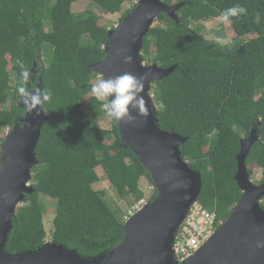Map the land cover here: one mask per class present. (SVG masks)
Masks as SVG:
<instances>
[{"label":"trees","instance_id":"1","mask_svg":"<svg viewBox=\"0 0 264 264\" xmlns=\"http://www.w3.org/2000/svg\"><path fill=\"white\" fill-rule=\"evenodd\" d=\"M75 1L0 0V105L10 101L0 111V134L25 115L18 104L24 71L29 72L26 89L51 92L44 102L50 120L42 128L36 149L39 163L30 182L35 191L25 196L13 216L8 253L37 249L48 237L86 259L116 248L124 239L126 219L96 187L100 166L120 198L133 196L136 202L145 198L140 179L150 174L130 146L123 145L118 122L112 120V128H103L90 118L100 113L101 102L91 92L99 72L87 67L106 57L112 28L100 24L101 17L91 8L75 13ZM89 1L104 14L118 12L125 2ZM164 1L184 5L177 11L180 23L162 12L143 40L146 64H178L152 83L158 124L188 137L180 150L202 174L198 200L223 221L242 197L235 180L237 155L241 139L253 128L259 139L247 164H258L264 181V0ZM237 4L247 14L231 18L233 39L208 38L201 23L220 19ZM56 21L61 22L59 28ZM3 141L0 136V145ZM249 171L252 175L251 167ZM157 194L154 191L150 200ZM43 196L56 200L50 234Z\"/></svg>","mask_w":264,"mask_h":264},{"label":"water","instance_id":"2","mask_svg":"<svg viewBox=\"0 0 264 264\" xmlns=\"http://www.w3.org/2000/svg\"><path fill=\"white\" fill-rule=\"evenodd\" d=\"M183 5L184 2L139 0L120 25L109 31L106 57L87 67L100 71L105 78L123 73L144 78L141 95L149 115L145 118L133 112V122L124 120L118 124L123 145L131 147L151 175L158 192L156 199L130 216L125 222L123 241L99 256L86 259L75 249L50 241L34 250L6 252L13 216L25 196L35 191L29 183L33 167L39 163L36 149L42 128L50 120L44 103L29 112L21 98L25 115L7 134L0 160V264H264V247H258L259 242H264V181L254 183L247 164L248 154L259 139L254 128L241 139L237 155L235 180L242 190L241 199L193 256L183 263L174 256L176 233L202 192V174L182 156L180 145L188 137L159 126L151 94L152 83L168 76L178 64L146 65L142 50L144 37L157 16L165 12L180 23L177 11ZM129 56L132 60L126 62Z\"/></svg>","mask_w":264,"mask_h":264},{"label":"rangeland","instance_id":"3","mask_svg":"<svg viewBox=\"0 0 264 264\" xmlns=\"http://www.w3.org/2000/svg\"><path fill=\"white\" fill-rule=\"evenodd\" d=\"M138 2L139 0H125V2L122 5V8L118 12L114 14H104L98 7L93 6L89 0H77L73 4V10L75 13H81L84 10L91 8L101 17L100 24L107 23L111 26L112 29H115L120 25L121 18L123 19L124 14L128 10L133 9L135 7V4H138ZM158 23L159 21L158 19H156L154 20L153 24L156 25ZM60 25L61 22L56 21L55 27L59 28ZM201 25L204 28L203 32L210 39L227 42V41H231L234 37L233 30L228 26V24L222 23L221 19H212L209 21H204L203 24L201 23ZM45 28L47 30L51 29V24L47 22ZM85 40L88 41L89 43L93 42V39L89 35L85 36ZM98 79H103V78L101 76L95 77L94 79L95 83L97 82ZM9 106H10V101H8L5 107H9ZM5 107L0 105V111ZM85 109H87V107ZM90 118L91 120L95 121L99 126L103 128H112L113 126L112 119L107 117V115L105 114L102 108H100L99 114H92L90 115ZM14 126L4 128L0 136L5 140L7 134L13 130ZM1 156H2V145H0V160H1ZM249 167L253 169L251 180L256 184H260L263 178L262 168L258 164H252ZM0 168H1V163H0ZM97 169L101 176V180L97 182L96 187H98V189H103L105 191L106 194L105 197L109 200L111 205L117 210L121 208V211L123 212L125 219L135 214L139 209V207H141L145 202H143L142 200L136 202L133 196H130L126 199L120 198L117 194L116 189L113 187L111 182L107 179L106 175L104 174L103 168L100 166ZM140 180H141L140 181L141 188L145 192V201H147L152 197L154 193L153 180L151 179V177L149 178L146 176H143V178ZM42 199L46 206L44 220L46 226L50 228L49 229V234H50L51 227L52 229L54 227V225L52 224V220L54 219L55 216L56 200L48 196H43ZM50 240L51 237H48V241Z\"/></svg>","mask_w":264,"mask_h":264},{"label":"clouds","instance_id":"4","mask_svg":"<svg viewBox=\"0 0 264 264\" xmlns=\"http://www.w3.org/2000/svg\"><path fill=\"white\" fill-rule=\"evenodd\" d=\"M246 14H247V9L242 5L237 4L233 7L226 9L223 12L220 19L221 22L224 24H231L232 17H239L241 15H246ZM260 19H261L260 14L257 13L255 16V22L259 23ZM108 46L109 44L106 46L105 49H107ZM125 59L126 62H131L132 60L130 56L126 57ZM98 72H99L98 76H101L103 79H98L96 83H93L91 85V92L94 95L95 99L101 102L100 106L104 110L107 117L117 122L127 120L129 123H131L136 118L133 115V112H135L136 115L144 116L145 118L149 115L148 109L145 104V99L143 95H141V93L144 91L145 88L143 77L135 76L132 73H123L122 75L116 77L105 78L100 71ZM22 77L23 79L21 81L20 86L18 87V92L22 98V103L25 105L27 110L31 112L34 109H37L38 106H42L44 102H47L51 97V92L41 91L40 89H35V90L26 89L24 83L29 80V72L24 71L22 73ZM151 94L153 95L154 98V94L152 91ZM18 104H20V101ZM170 132H174V131H170ZM153 187H154V182H153ZM154 191H157L155 187H154ZM141 200L145 203L141 207H139V209L142 208L145 204L153 201L150 199L145 201V198ZM223 221L221 222L223 223ZM258 247H264V242H259Z\"/></svg>","mask_w":264,"mask_h":264},{"label":"built area","instance_id":"5","mask_svg":"<svg viewBox=\"0 0 264 264\" xmlns=\"http://www.w3.org/2000/svg\"><path fill=\"white\" fill-rule=\"evenodd\" d=\"M221 223L216 210L206 208L199 201L195 202L176 233L175 259L180 263L188 260L211 238Z\"/></svg>","mask_w":264,"mask_h":264}]
</instances>
